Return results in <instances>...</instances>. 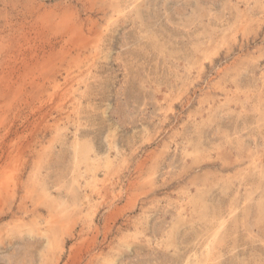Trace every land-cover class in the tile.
<instances>
[{"label":"rangeland","instance_id":"374dc122","mask_svg":"<svg viewBox=\"0 0 264 264\" xmlns=\"http://www.w3.org/2000/svg\"><path fill=\"white\" fill-rule=\"evenodd\" d=\"M0 56V264H264V0H0Z\"/></svg>","mask_w":264,"mask_h":264},{"label":"bare ground","instance_id":"6f19581e","mask_svg":"<svg viewBox=\"0 0 264 264\" xmlns=\"http://www.w3.org/2000/svg\"><path fill=\"white\" fill-rule=\"evenodd\" d=\"M9 78H12L11 76H6V62H5V56H0V119L6 116L8 113V103L6 98L8 97V94H11V96L14 94L16 95V89L13 88L12 80ZM36 79V78H35ZM50 83V82H49ZM11 92V93H10ZM61 103V102H60ZM20 113H22L21 109H18ZM69 116V114H68ZM79 123V122H78ZM5 132V127H3ZM3 137L6 136V132L3 133ZM73 145V144H72ZM79 145V143H78ZM80 148V147H79ZM76 149V148H75ZM82 152V151H81ZM77 155V154H76ZM83 160V158H82ZM78 163V162H77ZM87 163V162H86ZM94 163V162H93ZM89 171V170H88ZM52 200V199H51ZM53 207V206H52ZM51 207V209H52ZM54 209V207H53ZM52 211V210H51ZM80 211V210H79ZM68 213V212H67ZM52 221V220H51ZM55 223V222H54ZM58 223V222H57ZM56 225V224H55ZM224 226V225H223ZM63 238V237H62ZM51 251V250H50ZM47 254V253H46ZM43 264V263H42Z\"/></svg>","mask_w":264,"mask_h":264}]
</instances>
